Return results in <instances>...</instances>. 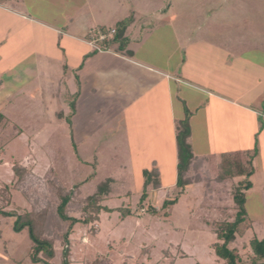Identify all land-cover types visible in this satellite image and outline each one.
Segmentation results:
<instances>
[{
    "label": "rangeland",
    "instance_id": "obj_1",
    "mask_svg": "<svg viewBox=\"0 0 264 264\" xmlns=\"http://www.w3.org/2000/svg\"><path fill=\"white\" fill-rule=\"evenodd\" d=\"M14 2L20 5L18 10L28 11L42 21L59 27L65 24L78 29L80 26L91 32V36L99 30L111 36L110 31L121 29L122 22L128 20L131 43L126 52L136 54L146 62L156 60L154 49L162 60L167 56L176 59L178 55L183 59L185 43L193 45L207 40L212 46H219L226 36L232 54L240 38L248 48L253 44L264 48V0ZM67 17L73 24L70 25ZM244 25L247 29L242 28ZM241 29L247 31L242 33ZM136 39L141 40L138 45ZM176 42L181 47L180 52L172 56L168 51L176 47ZM8 45H5L6 51H9ZM32 47L38 51L36 63L41 65L43 60L38 50L41 45L36 41ZM40 67L27 68L23 72L18 70V74L8 71L1 76L0 114L4 116V122L0 125V143L5 147L0 154V192L1 195L4 193L0 196V207L13 214L52 208L56 200L50 195L47 182L56 177L75 199L77 195L73 186L78 185L80 197H83L91 194L104 178L115 177L122 179L125 185L118 187V195L102 203L111 210L102 212L92 225L74 228L69 236L71 264H91L103 257H107V264H224L212 251V243L216 241L212 223L229 219L233 214L232 185L212 183L207 187L200 183L181 191L175 186L177 160L174 148L164 149L158 147L160 142H154L155 147L148 151L160 155L156 169L160 171L161 186L158 189L148 186V198L143 206H138L143 191L142 171L152 167L147 162L150 156H141L139 149L131 148L132 134H128V140L124 135L126 131L118 129L122 126L120 121L93 133L85 143H74L71 139V112L67 110L72 101L70 94L76 89L72 73L67 70L63 74V71L60 73L51 68L50 75L46 76L43 75L46 68L42 70ZM184 106L185 113L189 112L185 103ZM58 108L64 114L62 119L54 115ZM198 117V124L195 121L191 129L196 156L218 155L225 151L228 147L223 146L224 139L217 132L216 122L213 132L208 133L205 131L209 127L207 116L200 114ZM200 121L206 126L204 129ZM258 121L260 129L253 140L251 131L243 128L244 123H241L242 138L238 142L239 150L256 149L253 158L255 172L250 178L252 187L245 194V210L252 227L232 243L233 247L242 250L239 264H250L249 252H244L242 246L253 237L264 239V118H258ZM12 125L16 129H12ZM229 133L231 135L232 131ZM149 137L153 139V135ZM16 163L29 171L25 181L18 185H15L12 172ZM203 166L207 169L206 165ZM128 190L130 196L125 195ZM172 199H177L175 205L162 208L164 200ZM122 206L129 207L132 213L123 219L117 210ZM149 206L156 210L155 215L146 213ZM13 221V217L0 215V264H32L27 231L13 232ZM43 234L51 236L48 229ZM62 247L57 241L52 264L61 263Z\"/></svg>",
    "mask_w": 264,
    "mask_h": 264
},
{
    "label": "crops",
    "instance_id": "obj_2",
    "mask_svg": "<svg viewBox=\"0 0 264 264\" xmlns=\"http://www.w3.org/2000/svg\"><path fill=\"white\" fill-rule=\"evenodd\" d=\"M14 1L0 2V85L1 76L8 71L18 74V70L41 66L47 70L43 75L48 76L51 68L63 74L70 70L76 89L70 94L72 101L67 110L71 112L74 143H85L93 133L120 121L122 126L118 129L126 131L128 140L132 134L130 139L133 144L136 142L129 146L139 149L141 156H150L147 162L152 169L160 158L148 151L155 147L154 142H160L158 147L164 149L173 147L177 160L176 126L185 116L184 103L190 113V129L195 121L198 124L200 114L208 119L209 127L205 131L213 132L216 122L217 132L224 139L223 146L228 147L220 154L240 149L241 123L251 131L252 140L260 129L258 118H264L263 47L253 44L248 48L240 38L232 54L226 36L219 46H212L207 40L193 45L185 43L184 60L180 55L162 60L154 49L156 60L146 62L136 54H127L131 43L128 28L123 34L127 39L125 48L119 49L115 44L102 49L96 41L97 33L91 36V32L80 26L78 29L65 24L59 27L42 21L28 11L18 10L20 5ZM246 29L240 32L245 33ZM36 41L41 45L38 49L41 65L36 63L38 51L32 47ZM140 42L135 40L136 45ZM8 43L9 51H6ZM174 46L170 51L167 49L172 56L179 54L181 48L177 42ZM202 59L205 62H200ZM54 115L62 119L64 114L58 108ZM199 124L203 129L206 127L202 121ZM193 137L191 130V146ZM212 155L218 156L208 153L197 157Z\"/></svg>",
    "mask_w": 264,
    "mask_h": 264
},
{
    "label": "trees",
    "instance_id": "obj_3",
    "mask_svg": "<svg viewBox=\"0 0 264 264\" xmlns=\"http://www.w3.org/2000/svg\"><path fill=\"white\" fill-rule=\"evenodd\" d=\"M129 24L128 20H124L121 29L117 28L111 36L106 35L104 40L98 41L99 46L102 49H107L117 44L119 49L125 48L127 39L123 34ZM100 31L105 33L103 30ZM189 117L190 113L186 112L184 118L177 122L176 126L177 165L175 186L182 191L189 185L200 183L205 184L207 187L212 183L232 185L233 214L229 215L231 220L213 221L216 241L212 243V251L224 264H239L242 250L239 251L236 247H233L232 243L237 236H242L252 227V221L248 218L245 210V194L252 187L250 178L255 172L253 158L256 155V149L225 152L218 156L197 157L193 154L189 142L191 135ZM3 120L4 116L0 114V125L4 122ZM12 129H16V127L12 125ZM3 146L0 143V154ZM203 165H206L207 169ZM12 172L15 177V185L23 183L29 173L28 169L17 163L12 166ZM142 175L143 191L138 201L140 207L144 205L148 198L146 188L151 186L152 189H158L161 186L159 172L156 168L145 169L142 171ZM47 183L50 195L56 200L52 208L42 207L36 211L30 210L23 214H13L4 211L0 207V215L14 218L12 222L13 232L27 231L31 244L30 263L52 264L56 252L55 244L58 241L63 245L60 264H71L69 261V236L74 228L92 225L98 221L102 212H109L111 209L102 205V203L111 196L118 195L120 193L118 187H124L125 184L122 179L107 177L96 184L91 194L83 197H80L81 193L78 185L73 186L72 189L77 195L75 199L57 177ZM4 188L7 189L6 186ZM122 189L124 190V188ZM2 195L0 192V196ZM125 195L130 196L131 192L128 190ZM1 199L3 198L1 197ZM176 202L177 199L164 200L162 208L171 207ZM117 210L120 211L121 219L132 214L129 207L124 208L122 206ZM222 210V213H225V209ZM146 213L155 215L156 210L149 206ZM47 229L51 235L50 237L48 234L47 236L43 234V231ZM242 247L244 252H249L250 264H264V239L253 237ZM107 263V257H103L96 259L91 264Z\"/></svg>",
    "mask_w": 264,
    "mask_h": 264
},
{
    "label": "built area",
    "instance_id": "obj_4",
    "mask_svg": "<svg viewBox=\"0 0 264 264\" xmlns=\"http://www.w3.org/2000/svg\"><path fill=\"white\" fill-rule=\"evenodd\" d=\"M111 34H113V31H110ZM106 35L105 33L101 32L100 30L98 31L97 33V36H96V41H101V40H104L106 38Z\"/></svg>",
    "mask_w": 264,
    "mask_h": 264
}]
</instances>
